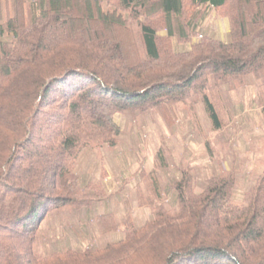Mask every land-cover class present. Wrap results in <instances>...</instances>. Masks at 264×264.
<instances>
[{"label": "trees", "instance_id": "16d2710c", "mask_svg": "<svg viewBox=\"0 0 264 264\" xmlns=\"http://www.w3.org/2000/svg\"><path fill=\"white\" fill-rule=\"evenodd\" d=\"M209 18L227 20L229 38L208 33ZM247 76L264 85V0H0V264H264V171L241 204L233 174L196 192L182 171L171 209L157 176L163 147L157 170L135 174L152 220L99 214V234L124 237L82 251L51 249L47 232L108 198L104 171L81 181L76 167L120 144L117 117L156 113L172 127L175 108L196 98L221 131L209 94ZM258 103L264 114V92Z\"/></svg>", "mask_w": 264, "mask_h": 264}, {"label": "rangeland", "instance_id": "374dc122", "mask_svg": "<svg viewBox=\"0 0 264 264\" xmlns=\"http://www.w3.org/2000/svg\"><path fill=\"white\" fill-rule=\"evenodd\" d=\"M224 26L223 19L209 18L205 29L220 38ZM201 39L202 35L197 36L192 44L199 43ZM180 48L188 50L189 45H181ZM263 92L264 85L252 76L219 85L218 90L211 91L209 95L213 104L220 110L223 121L227 122L221 131L216 132L211 130L204 109L196 98L193 110L182 105L175 108L172 127L156 113L134 120L117 117L116 123L122 128L120 144L110 149L88 150L76 167L81 181L97 182L104 171L106 177L102 184L108 198L74 216H65L67 221L59 230L53 225L54 229L49 232L47 225L46 231L53 237L50 248L82 251L88 247L103 248L123 239L122 230L104 235L96 231L92 220L102 213H113L120 220L132 219L136 226L152 220L150 209L137 206L135 187L138 181L135 174L140 169L146 173L155 170L156 154L162 147L165 164L156 170L162 188L165 187L166 201L163 202L166 206L176 208L170 184L178 182L184 171H189L196 192H201L211 177L224 172L233 174L235 182L231 200L241 204L244 193L264 171V114L258 103ZM197 125L200 126V134ZM47 223L53 224L49 218L43 226ZM42 234L49 240V235Z\"/></svg>", "mask_w": 264, "mask_h": 264}, {"label": "crops", "instance_id": "0c3cea01", "mask_svg": "<svg viewBox=\"0 0 264 264\" xmlns=\"http://www.w3.org/2000/svg\"><path fill=\"white\" fill-rule=\"evenodd\" d=\"M223 23L225 24V26H224L225 29H224V33H221L220 39L225 41L227 38H229V30H228V22H227V20L224 19Z\"/></svg>", "mask_w": 264, "mask_h": 264}]
</instances>
